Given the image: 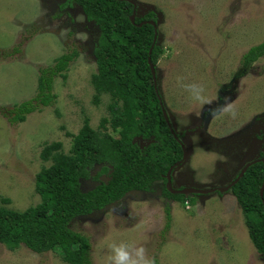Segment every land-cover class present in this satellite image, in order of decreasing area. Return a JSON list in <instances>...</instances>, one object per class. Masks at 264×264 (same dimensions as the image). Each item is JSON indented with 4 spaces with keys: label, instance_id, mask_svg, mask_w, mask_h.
Wrapping results in <instances>:
<instances>
[{
    "label": "rangeland",
    "instance_id": "rangeland-1",
    "mask_svg": "<svg viewBox=\"0 0 264 264\" xmlns=\"http://www.w3.org/2000/svg\"><path fill=\"white\" fill-rule=\"evenodd\" d=\"M64 1L0 0V107L35 96L39 69L67 51L79 52L64 71L68 77L54 80L55 104L21 123L0 113V197H10L9 206L16 210L41 201L36 175L50 164L41 159L44 144L62 141L69 151L72 137L67 131L78 133L87 117L99 128L102 117L109 115L110 96L102 95L96 105L91 84L100 29L78 3L60 9ZM135 1L139 16L156 14L164 48L156 63L157 89L188 151L174 170V187L227 185L246 162L259 157L263 145L253 140L251 124L264 116V55L248 68L243 56L264 42V0ZM17 45L21 53H7ZM192 85L202 86L211 103L196 101L187 87ZM226 87L228 103L214 102ZM221 104L231 111L214 115ZM98 170L82 179L83 190L96 186ZM163 187L158 181L152 192L129 193L72 221L71 227L90 239L93 264H108L113 243L143 246L154 264H264L232 190L194 194L189 208L163 195ZM168 208L172 219L167 228ZM0 264L68 263L58 252L37 253L24 245L10 250L0 243Z\"/></svg>",
    "mask_w": 264,
    "mask_h": 264
},
{
    "label": "trees",
    "instance_id": "trees-1",
    "mask_svg": "<svg viewBox=\"0 0 264 264\" xmlns=\"http://www.w3.org/2000/svg\"><path fill=\"white\" fill-rule=\"evenodd\" d=\"M74 2L81 5L88 21L100 29L94 46L97 70L91 76V84L96 105L102 95L110 96L109 115L102 117L99 128H94L87 117L78 133L67 131V136L72 137L69 151L62 141L44 144L41 159L50 164L36 175L35 190L41 201L25 210H16L9 206L10 197H0V243L10 250L24 245L37 253L58 252L68 264H93L90 239L74 230L72 221L101 211L129 193L152 192L158 181L166 183L168 170L183 157L184 141L165 118L149 63L151 57L156 64L164 48L153 24L138 25L142 21H157L156 14L150 11L137 16L133 23L134 5L128 0H65L60 9ZM15 52L19 54L22 49L17 45L7 51ZM78 55L76 49L67 51L53 64L41 67L37 94L11 108L0 107V113L11 123H21L31 113L55 104L54 80L57 76L68 77L64 71ZM262 55L264 42L243 56V67ZM98 167L93 177L98 181L96 186L83 190L82 179L90 178L91 171ZM104 175L106 180L101 179ZM263 180L262 164L254 163L235 186L234 193L251 240L264 259V197L260 194ZM162 191L183 206L190 200V196L170 193L166 185ZM167 216L168 228L172 219L170 208ZM68 253L75 255L67 257Z\"/></svg>",
    "mask_w": 264,
    "mask_h": 264
},
{
    "label": "clouds",
    "instance_id": "clouds-1",
    "mask_svg": "<svg viewBox=\"0 0 264 264\" xmlns=\"http://www.w3.org/2000/svg\"><path fill=\"white\" fill-rule=\"evenodd\" d=\"M187 87L191 91L193 98L196 101L204 104L211 103V100H209L204 95V88L202 86L192 85ZM229 111H231V107L229 105H225L222 106L221 109L213 110V114L215 115L218 112ZM189 203L190 202L187 201L186 205H188V207L190 208ZM108 264H154V261L148 257L147 250L143 246H136L126 243H113L112 245H110Z\"/></svg>",
    "mask_w": 264,
    "mask_h": 264
},
{
    "label": "flooded vegetation",
    "instance_id": "flooded-vegetation-1",
    "mask_svg": "<svg viewBox=\"0 0 264 264\" xmlns=\"http://www.w3.org/2000/svg\"><path fill=\"white\" fill-rule=\"evenodd\" d=\"M137 16H139L138 15V9H137ZM141 16H145V15H141ZM249 66V65H248ZM248 66H247V68H248ZM226 91H227V87L226 88H220L219 89V91L217 92V99L214 101V102H216V103H218V102H224V100H226L224 97H226L225 96V93H226ZM228 99H229V97L227 98V100H226V104L228 103ZM225 103V102H224ZM164 104V103H163ZM221 106H222V104H221ZM166 110V109H165ZM166 112H167V110H166ZM167 115H168V120H169V123H170V125L172 126V131L174 132V133H176V134H179V135H181L180 133H177L176 132V130H175V128H174V126H173V124H172V121H171V118H170V116H169V114H168V112H167ZM225 127H227V126H225ZM251 131H252V135H253V140H257L258 142H261V141H263V145L261 144L260 145V150H259V157L258 158H256V159H254V160H257V162H255V163H261L262 164V167H263V173H264V116H261V118L260 117H257L255 120H254V122H252V124H251ZM224 128V127H223ZM183 135V134H182ZM182 140H183V138H182ZM237 143H238V141H237ZM254 160H252V161H254ZM252 161H249V162H246L245 164H244V166L239 170V172L237 173V175H235V177L234 178H232L230 181H229V183H227V185L229 186V185H231L232 184V187H230L227 191H229V190H232V192H233V194L235 195V193H234V189H235V186L240 182V180L242 179V177L246 174V172H245V174L241 177V172H242V170L244 169V167L248 164V163H251ZM254 164V163H253ZM182 165V164H181ZM180 166V165H179ZM179 166H176L175 168H174V170L177 168V167H179ZM250 167V166H249ZM249 167H248V169H249ZM247 169V170H248ZM174 170H173V173H172V186H173V189H175V190H180V189H183V188H195V187H174V185H173V174H174ZM162 181V180H161ZM264 181V180H263ZM263 184V183H262ZM166 185V187H167V179H166V183H164V186ZM227 185H224V186H221V187H225V186H227ZM262 187V186H261ZM164 188V187H163ZM219 188L220 187H209V188H205V189H208V190H211L210 192H208V193H211V192H215V191H219V192H221V193H224V192H227V191H224V192H222V191H220L219 190ZM167 189H168V187H167ZM198 189H204V188H198ZM261 190V189H260ZM169 191V190H168ZM161 192L163 193V191L161 190ZM170 192V191H169ZM171 193V192H170ZM208 193H191V195H189V196H192V195H194V194H199V195H207ZM172 194H174V193H172ZM176 194H181V193H176ZM183 195V194H182ZM185 196V195H184ZM188 197V196H187ZM171 199H173V200H175L174 198H171ZM177 201V200H176ZM189 202H191L190 200H189ZM238 203V202H237Z\"/></svg>",
    "mask_w": 264,
    "mask_h": 264
},
{
    "label": "water",
    "instance_id": "water-1",
    "mask_svg": "<svg viewBox=\"0 0 264 264\" xmlns=\"http://www.w3.org/2000/svg\"><path fill=\"white\" fill-rule=\"evenodd\" d=\"M130 1L131 3H133L134 5V10H133V13L131 15V20L133 23H135V19H136V16H137V3L135 0H128ZM144 23H150V24H153L155 26V34L157 35V21L155 20H150V21H142L140 22L138 25L141 26L143 25ZM156 41V38L155 40ZM153 49V46L150 50V52L152 51ZM149 63H150V66H151V69H152V73H153V79H154V83H155V87L157 88V71H156V64H154L152 62V59L151 57H149ZM161 98V96H160ZM161 103L163 105V101H162V98H161ZM163 112H164V115H165V118L168 120V115H167V112L165 110V107L163 105ZM169 121V120H168ZM179 139V138H178ZM183 145V157L181 160L177 161L175 163V165L171 166L170 169L168 170L167 174H166V179H167V187H168V190L171 192V193H181L183 195H185L186 197L191 195V193H208L210 192L211 190H208V189H198V188H183V189H180V190H175L173 189V186H172V173H173V170L176 166H179L181 165L188 157V151H187V147L184 143H182ZM257 162V160H254L252 161L251 163H248L244 169L242 170L241 172V177L245 174V172L247 171L248 167L251 166L253 163ZM230 187H232V184L231 185H227L225 187H220L219 190L224 192V191H227ZM260 194L262 196V198L264 197V181H263V184H262V187H261V190H260ZM263 203H264V198H263Z\"/></svg>",
    "mask_w": 264,
    "mask_h": 264
}]
</instances>
